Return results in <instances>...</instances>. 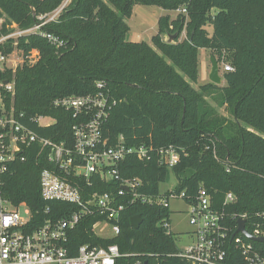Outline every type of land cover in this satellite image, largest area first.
Returning a JSON list of instances; mask_svg holds the SVG:
<instances>
[{"label": "trees", "instance_id": "trees-1", "mask_svg": "<svg viewBox=\"0 0 264 264\" xmlns=\"http://www.w3.org/2000/svg\"><path fill=\"white\" fill-rule=\"evenodd\" d=\"M61 2L0 0V35L10 22L21 29L31 27L38 16ZM135 5L179 11L174 18L169 14L158 17L151 43L130 41L126 19ZM42 29L57 34L64 46L55 48L38 33H28L17 38V48L24 55L37 49L38 60L24 62L14 72L0 70V81L14 77L12 105L16 113L23 114L25 124L56 143L71 144L75 118L53 101L94 94L99 90L97 82L103 81L101 90L115 101L102 126L110 144L122 136L127 146L171 145L179 153L171 167L160 163L155 154L148 160L127 155L118 163L119 179L100 181L95 176L98 184L93 190L98 192L118 190L121 180H138V196L129 192L123 196L116 236L96 235L92 225L100 218L87 216L72 232L73 247L116 244L120 253L128 254L118 258L117 264H188L178 256L169 229L170 210L157 202L171 191H184L188 203L203 187L220 207L230 191L236 199L226 206V212L246 213L248 231L249 221H261L255 213L264 211V0H70ZM183 30L185 37L179 39ZM171 34L175 37L168 42L166 36ZM200 48L210 49L218 59L225 53L232 69L223 71V85L207 81L193 87ZM10 49L7 46L5 52ZM0 92L9 107V94L1 87ZM37 116L55 121L40 125L31 120ZM212 142L217 158L205 149ZM37 149L33 145L26 160L13 161L2 177L4 196L14 205H28L32 226L65 216L69 207L41 198L40 172L51 164L44 159L45 153H32ZM171 175L175 184L161 192L159 185ZM141 196H151L152 201H142ZM135 214L142 218L137 228L129 220Z\"/></svg>", "mask_w": 264, "mask_h": 264}, {"label": "built area", "instance_id": "built-area-1", "mask_svg": "<svg viewBox=\"0 0 264 264\" xmlns=\"http://www.w3.org/2000/svg\"><path fill=\"white\" fill-rule=\"evenodd\" d=\"M70 0H62L60 5L49 13L37 17L31 27L21 29L15 22L6 24L7 31L0 35V70L9 68L12 72L24 62L33 64L38 60L37 49H31L26 55L17 48V38L35 32L55 48L64 46V41L55 33L42 29L53 21ZM185 12V9H181ZM3 21L0 18V24ZM10 46V51H6ZM16 58L8 64L9 58ZM230 65L223 66L224 71L231 70ZM105 83L97 82L99 90L94 94L64 96L56 98L53 104L71 112L75 122L71 125V144L56 143L34 132L16 113L12 105L14 96V77L2 79L0 87L10 96L9 107L5 106L4 95L0 92V264H117L122 254L116 244L106 246L83 243L73 247L72 232L76 225L87 216H99L92 229L100 226L108 230L106 236L119 233V220L124 209L123 196L129 192L137 197L138 180H121L116 191L98 192L93 190L100 181L119 179L118 163L127 155L139 160H148L153 154L160 163L171 167L179 160V153L169 146L154 147L151 143L127 146L120 136L116 143L110 144L104 137L102 126L115 103L102 91ZM49 116L31 118L38 124ZM50 123L44 124L49 125ZM37 145L35 156L45 153L44 159L51 167L43 168L39 176L40 195L43 200L66 203L65 216L57 219H45L32 226V212L25 202L11 203L2 192V177L15 160L25 161L26 152ZM210 149L217 158V150L212 142ZM31 153V154H32ZM82 179L83 182H78ZM93 190V191H92ZM171 190V189H169ZM169 197L184 198V191H171L157 200L167 205ZM142 201L151 202V196H141ZM232 192L224 196L222 206H217L212 194L205 188H198L189 204V223L192 226L191 240L179 248L178 256L188 264H264V241L251 239L240 232L238 219H244V228L254 238L264 236V211L256 212L261 221H249L246 228V213L226 212V206L235 201ZM185 201V200H184ZM24 210L21 211L20 207ZM168 206V205H167ZM21 213H24L21 215ZM168 228V225L165 224ZM138 264V263H136Z\"/></svg>", "mask_w": 264, "mask_h": 264}, {"label": "rangeland", "instance_id": "rangeland-1", "mask_svg": "<svg viewBox=\"0 0 264 264\" xmlns=\"http://www.w3.org/2000/svg\"><path fill=\"white\" fill-rule=\"evenodd\" d=\"M179 10L168 11L164 10L158 6H142V5H135L132 10V14L130 17L126 19V23L129 26V32L127 35V39L130 41H146L150 42L151 36L154 35L157 31V19L159 15L169 14L171 18H174ZM208 32H211V27L209 25H205ZM185 37V30L182 31L179 39ZM213 55L214 58L217 60L219 74L222 77L223 73V66L230 65L229 61L227 60L225 53H222L220 59L216 54H213L210 49L207 48H200L199 49V73L198 79L196 83H193L194 88H198L200 84H203L208 80V73L210 70V55ZM12 61H16V58H9L8 64H12ZM168 61V60H167ZM232 68V67H231ZM224 84V80L222 77L220 85ZM218 110L223 115H227L223 107H219ZM40 125H44L47 123H53L52 119L44 118L39 121ZM176 180L173 175L170 176V179L166 183H161L159 185V189L161 192L166 190L172 189L173 185L175 184ZM168 208L170 210V226L169 229L172 231L173 236L176 240V244L178 248H183L187 245L190 240V232L192 230V226L189 223V204L186 203L183 199L177 197H169L167 201ZM21 211L24 210V207H20ZM24 213H21L23 215ZM95 233L100 236H106L109 231L108 230H101L100 226H96L94 228Z\"/></svg>", "mask_w": 264, "mask_h": 264}, {"label": "water", "instance_id": "water-1", "mask_svg": "<svg viewBox=\"0 0 264 264\" xmlns=\"http://www.w3.org/2000/svg\"><path fill=\"white\" fill-rule=\"evenodd\" d=\"M174 37H175V34L167 35L166 36V40L168 42H171V41H173ZM209 61H210L211 66H210V70H209V73H208V76H207L208 80L210 82L214 83V84L219 85L221 83L222 77L219 74V68H218L217 60L211 54L210 57H209ZM129 220H130L131 226L134 227V228H137L142 222V218L138 214L132 215ZM237 224H238V228L237 229L240 232H242L244 235L250 237L251 239H255V240H258V241H264V236L258 237V238H254V237H252V236H250L248 234V232L244 228V219H238L237 220Z\"/></svg>", "mask_w": 264, "mask_h": 264}, {"label": "crops", "instance_id": "crops-1", "mask_svg": "<svg viewBox=\"0 0 264 264\" xmlns=\"http://www.w3.org/2000/svg\"><path fill=\"white\" fill-rule=\"evenodd\" d=\"M162 15V14H161ZM160 16V15H159Z\"/></svg>", "mask_w": 264, "mask_h": 264}]
</instances>
